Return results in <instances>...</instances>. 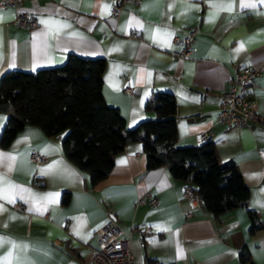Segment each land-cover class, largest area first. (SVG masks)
Masks as SVG:
<instances>
[{
    "label": "crops",
    "instance_id": "obj_1",
    "mask_svg": "<svg viewBox=\"0 0 264 264\" xmlns=\"http://www.w3.org/2000/svg\"><path fill=\"white\" fill-rule=\"evenodd\" d=\"M116 1L25 0L21 10L37 23L31 29L14 23L13 8H0V79L9 71L62 65L70 54L105 58L102 93L127 127L155 117L146 109L154 92L173 93L179 144L200 145L195 135L208 132L220 161L234 162L250 188L247 204L216 220L201 201L195 206L184 197L187 182L165 167L147 168L138 141L117 153L109 175L92 185L64 154L66 131L47 136L26 124L8 146L0 144V264H90L97 233L110 220L131 234L134 264H241L243 248L264 264V3L143 0L111 17ZM196 26L193 55L175 58L174 37ZM236 64L259 69L248 97L261 118L240 129L217 118ZM7 119L0 112V139ZM33 150L46 160L35 163ZM147 192L158 198L156 207L136 205ZM249 210L262 224L254 232Z\"/></svg>",
    "mask_w": 264,
    "mask_h": 264
},
{
    "label": "trees",
    "instance_id": "obj_2",
    "mask_svg": "<svg viewBox=\"0 0 264 264\" xmlns=\"http://www.w3.org/2000/svg\"><path fill=\"white\" fill-rule=\"evenodd\" d=\"M105 68L103 57L70 54L59 66L5 73L0 79V112L8 119L1 146H8L26 124L40 127L47 136L66 131L62 139L65 156L96 185L109 175L114 156L138 141L143 144L147 168L165 167L173 178L191 184L216 220L246 206L250 188L234 162L220 161L212 141L179 144L178 103L173 93L154 92L146 109L155 117L128 128L120 109L108 105L102 93ZM248 212L254 232L262 224L257 214ZM240 261L255 264L248 248L241 250Z\"/></svg>",
    "mask_w": 264,
    "mask_h": 264
},
{
    "label": "built area",
    "instance_id": "obj_3",
    "mask_svg": "<svg viewBox=\"0 0 264 264\" xmlns=\"http://www.w3.org/2000/svg\"><path fill=\"white\" fill-rule=\"evenodd\" d=\"M25 0H0V8L10 7L15 10L14 23L24 29H31L37 23L33 16L21 10ZM131 3L141 5L143 0H117L110 10L111 17H118L124 4ZM198 27L189 28L183 36L176 35L174 43L180 49L172 52L173 56L179 60L190 58L194 51V43ZM138 35V34H137ZM236 73L231 76L229 86L220 94V104L217 111V118L227 127L243 128L252 120H260L258 103L249 99V88L252 86L259 69L236 64ZM124 91L128 94L133 92L131 86H126ZM198 143L212 141L213 137L208 132H201L195 135ZM32 160L40 164L46 160V156L40 151L31 152ZM183 195L193 205L197 206L200 202L199 196L193 186L189 183L183 187ZM150 204L156 207L159 204L157 197L147 192L139 197L136 205ZM186 217H192L191 211L185 212ZM131 234L126 232L116 221L110 220L101 227L97 233V247L90 264H134V256L130 248ZM151 264H176L175 262L153 261Z\"/></svg>",
    "mask_w": 264,
    "mask_h": 264
},
{
    "label": "snow or ice",
    "instance_id": "obj_4",
    "mask_svg": "<svg viewBox=\"0 0 264 264\" xmlns=\"http://www.w3.org/2000/svg\"><path fill=\"white\" fill-rule=\"evenodd\" d=\"M261 3H264V0H260ZM245 7H252L254 5H244Z\"/></svg>",
    "mask_w": 264,
    "mask_h": 264
}]
</instances>
